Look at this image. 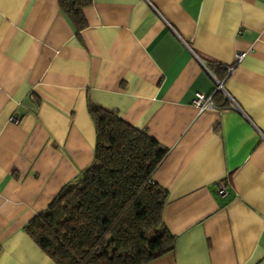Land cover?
Listing matches in <instances>:
<instances>
[{"label": "crops", "instance_id": "obj_1", "mask_svg": "<svg viewBox=\"0 0 264 264\" xmlns=\"http://www.w3.org/2000/svg\"><path fill=\"white\" fill-rule=\"evenodd\" d=\"M82 13L76 29L57 0H0V264H55L24 227L91 162L89 103L167 148L152 180L174 247L146 264H264V0ZM215 81L229 105L200 110Z\"/></svg>", "mask_w": 264, "mask_h": 264}, {"label": "trees", "instance_id": "obj_2", "mask_svg": "<svg viewBox=\"0 0 264 264\" xmlns=\"http://www.w3.org/2000/svg\"><path fill=\"white\" fill-rule=\"evenodd\" d=\"M57 2L76 29L85 26L82 9L91 0ZM211 99L218 108L229 105L220 91ZM88 112L91 162L25 231L55 264H146L174 247L162 217L166 191L152 180L167 148L113 112L90 103Z\"/></svg>", "mask_w": 264, "mask_h": 264}, {"label": "built area", "instance_id": "obj_3", "mask_svg": "<svg viewBox=\"0 0 264 264\" xmlns=\"http://www.w3.org/2000/svg\"><path fill=\"white\" fill-rule=\"evenodd\" d=\"M243 53H238L235 55L234 58V62L233 65L237 64L240 59L242 58ZM222 90V83L215 81V87L213 89V92L216 91H221ZM211 95L209 96H205L201 93H198L195 97V99L193 100V104L195 106H197V108H199L200 110H204V109H218V107L213 103L212 99H211ZM11 121L13 122H18L19 119L18 118H11ZM216 194L221 197V198H225L228 195V181L226 179L224 180H219L216 184Z\"/></svg>", "mask_w": 264, "mask_h": 264}]
</instances>
